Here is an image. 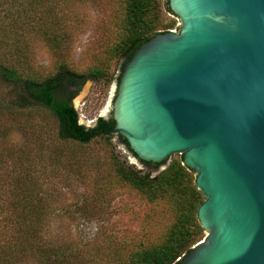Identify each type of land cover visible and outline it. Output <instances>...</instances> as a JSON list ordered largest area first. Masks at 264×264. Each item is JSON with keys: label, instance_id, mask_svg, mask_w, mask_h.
Instances as JSON below:
<instances>
[{"label": "trees", "instance_id": "1", "mask_svg": "<svg viewBox=\"0 0 264 264\" xmlns=\"http://www.w3.org/2000/svg\"><path fill=\"white\" fill-rule=\"evenodd\" d=\"M67 1L0 0V264H95L102 256L111 257L113 264H178L205 236L196 215L203 202L194 185L196 176L182 166V155L155 164L140 160L112 131L111 117H99L89 127L80 123L73 105L80 88L89 80L111 79L106 68L77 72L64 60L61 51L67 37L61 9ZM123 4L120 38L110 50V58L121 61L120 75L141 44L173 26L160 23L158 0ZM164 9L172 15L168 0ZM31 37L41 38L57 55L54 71L47 76L32 64L25 43ZM115 135L144 169L110 153L106 172L98 173L100 158L86 147L94 140L110 143ZM86 174L95 179L88 180ZM74 178L91 184L85 203L89 212L93 199L103 201L113 184L128 187L151 205L163 202L170 221L159 242L99 250L65 244L62 234L51 232L49 225L63 199L61 185L70 187Z\"/></svg>", "mask_w": 264, "mask_h": 264}, {"label": "water", "instance_id": "2", "mask_svg": "<svg viewBox=\"0 0 264 264\" xmlns=\"http://www.w3.org/2000/svg\"><path fill=\"white\" fill-rule=\"evenodd\" d=\"M168 7L178 32L140 45L100 117L140 160L195 174L205 236L178 264H264V0Z\"/></svg>", "mask_w": 264, "mask_h": 264}, {"label": "rangeland", "instance_id": "3", "mask_svg": "<svg viewBox=\"0 0 264 264\" xmlns=\"http://www.w3.org/2000/svg\"><path fill=\"white\" fill-rule=\"evenodd\" d=\"M164 2L165 0H158L160 23H172L169 30L178 32L180 24L164 9ZM123 5V0H68L64 9H61L67 37L61 52L65 51L62 55L68 66L77 72L94 67L106 68L108 78L111 79L109 83L87 81L73 99L80 123L88 127L94 125L96 119L107 110L115 91L114 82L120 75L121 61L118 57L110 58V50L120 38ZM159 29L164 30L165 27L161 26ZM25 43L29 47L35 70L44 76L51 74L54 71L56 53L38 37L27 38ZM110 114L109 110L108 118ZM14 137L19 138L17 135ZM86 150L95 157L99 156L98 173L102 175L110 165V153H114L128 166L137 170L144 169L137 160L133 161L134 157L120 144L117 137H112L110 143L94 140ZM155 173L152 172L151 175ZM86 175L88 180L95 179L90 174ZM113 186L114 189L103 201L101 198L93 199V209L89 212L85 209L89 204L85 206V203L91 196V184L85 178H74L70 187L62 184L63 199L55 206L49 230L59 231L66 241L63 242L75 248L85 246L99 250L110 245L113 249H128L139 244L149 246L159 242L160 234L170 221L164 203L151 205L128 187ZM114 261L111 257L102 256L95 264H113Z\"/></svg>", "mask_w": 264, "mask_h": 264}, {"label": "flooded vegetation", "instance_id": "4", "mask_svg": "<svg viewBox=\"0 0 264 264\" xmlns=\"http://www.w3.org/2000/svg\"><path fill=\"white\" fill-rule=\"evenodd\" d=\"M114 133H115V132H114ZM116 134H117V133H116ZM115 137H117V135H115ZM117 139L119 140V138H118V137H117ZM136 160H137V159H136ZM160 168H161V167H160ZM160 168H159V169H160ZM159 169H157V170H159Z\"/></svg>", "mask_w": 264, "mask_h": 264}, {"label": "built area", "instance_id": "5", "mask_svg": "<svg viewBox=\"0 0 264 264\" xmlns=\"http://www.w3.org/2000/svg\"><path fill=\"white\" fill-rule=\"evenodd\" d=\"M171 32H174V30H170Z\"/></svg>", "mask_w": 264, "mask_h": 264}]
</instances>
